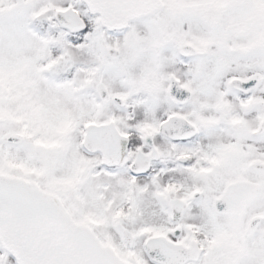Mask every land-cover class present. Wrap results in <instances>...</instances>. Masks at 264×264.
I'll use <instances>...</instances> for the list:
<instances>
[{
    "label": "snow or ice",
    "instance_id": "1",
    "mask_svg": "<svg viewBox=\"0 0 264 264\" xmlns=\"http://www.w3.org/2000/svg\"><path fill=\"white\" fill-rule=\"evenodd\" d=\"M0 264H264V0H0Z\"/></svg>",
    "mask_w": 264,
    "mask_h": 264
}]
</instances>
